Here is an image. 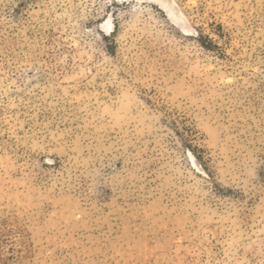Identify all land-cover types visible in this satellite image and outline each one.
<instances>
[{
    "label": "rangeland",
    "instance_id": "rangeland-1",
    "mask_svg": "<svg viewBox=\"0 0 264 264\" xmlns=\"http://www.w3.org/2000/svg\"><path fill=\"white\" fill-rule=\"evenodd\" d=\"M154 1L0 0V264H264V0Z\"/></svg>",
    "mask_w": 264,
    "mask_h": 264
},
{
    "label": "bare ground",
    "instance_id": "bare-ground-1",
    "mask_svg": "<svg viewBox=\"0 0 264 264\" xmlns=\"http://www.w3.org/2000/svg\"><path fill=\"white\" fill-rule=\"evenodd\" d=\"M141 1H142V0H141ZM144 1H145V0H144ZM146 1L157 4L154 0H146ZM156 1H157V0H156ZM161 5H162V4H160V8H161V10L164 11V8H163ZM103 27H104V30H106V31H110V30H111V27H112V24L110 23L109 20H107V21L104 23Z\"/></svg>",
    "mask_w": 264,
    "mask_h": 264
}]
</instances>
